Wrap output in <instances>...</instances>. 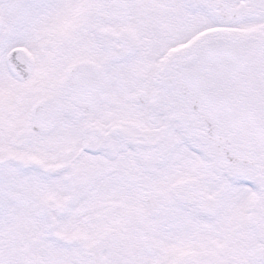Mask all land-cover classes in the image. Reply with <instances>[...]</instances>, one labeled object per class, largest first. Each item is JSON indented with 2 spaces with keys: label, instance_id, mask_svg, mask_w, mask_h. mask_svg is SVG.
Segmentation results:
<instances>
[{
  "label": "snow or ice",
  "instance_id": "snow-or-ice-1",
  "mask_svg": "<svg viewBox=\"0 0 264 264\" xmlns=\"http://www.w3.org/2000/svg\"><path fill=\"white\" fill-rule=\"evenodd\" d=\"M0 264H264V0H0Z\"/></svg>",
  "mask_w": 264,
  "mask_h": 264
}]
</instances>
